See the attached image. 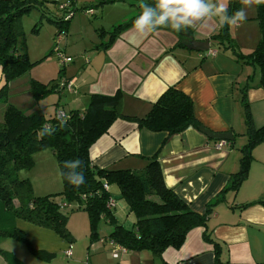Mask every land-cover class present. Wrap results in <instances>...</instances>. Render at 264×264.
Segmentation results:
<instances>
[{
	"label": "crops",
	"instance_id": "crops-1",
	"mask_svg": "<svg viewBox=\"0 0 264 264\" xmlns=\"http://www.w3.org/2000/svg\"><path fill=\"white\" fill-rule=\"evenodd\" d=\"M71 1L78 9L98 7L92 15L99 16L93 31L100 40L92 44L95 42L91 39V43H83L81 48H76L73 41L66 42L64 50L71 61L62 68L63 80L69 87H62L61 93L72 105L69 111L83 110L92 94L111 96L118 92L122 112L143 117L158 97L174 86L191 99L201 126L213 133L229 132L233 137L231 141L214 140L193 127L170 135L118 118L89 148L92 163L99 168L141 171L148 159L155 157L167 188L195 213L203 214L210 208L207 230L221 245L223 259L229 264L264 263V205L257 202L264 199V142L252 149L248 175L239 188L227 189L232 175L240 168L241 149L247 141L243 95L254 127L264 125V89L257 86L258 69L237 59L231 48L226 49L211 39L218 30L216 20L206 29L189 28L193 39L209 40L207 51L190 49L189 40L188 47L177 46L179 37L165 30H157L132 44V26L104 49L102 43L108 42L105 32H111L139 12L133 5L136 0H114L101 5H98L100 0H85L83 4L80 0ZM246 12L247 20L231 27L237 49L244 54L254 49L260 36L254 19L255 5ZM76 25L77 20L73 19L69 31ZM101 30L103 36L98 32ZM45 76L30 79L47 83ZM13 82L8 83L9 93ZM5 84L0 67V89ZM12 104L26 112L40 109L35 102L29 108ZM35 154L54 156L50 149ZM246 204L249 205L243 207ZM114 216L120 223L117 206ZM128 217L133 218L130 213ZM83 218L89 226L88 216ZM131 221L130 227L134 219ZM10 225L4 229L17 228L28 244L11 236L0 238V264H7V258L15 264H214L213 246L202 237L204 227L190 230L179 249L167 248L156 257L145 250L122 249L108 240L111 229L108 233L98 232V242L107 243V247H101L91 242L89 227L79 243L68 225V238L21 218H11Z\"/></svg>",
	"mask_w": 264,
	"mask_h": 264
},
{
	"label": "trees",
	"instance_id": "trees-1",
	"mask_svg": "<svg viewBox=\"0 0 264 264\" xmlns=\"http://www.w3.org/2000/svg\"><path fill=\"white\" fill-rule=\"evenodd\" d=\"M112 1L114 0H100L98 5ZM140 2L141 0H136L133 4L139 9L135 16L115 26L111 32H105L108 33V42L102 43V48L111 46L121 32L133 25L141 11ZM144 2L154 4L155 0H144ZM33 8L41 11L45 17H47L46 13L50 12L46 0H0V67L6 80L5 86L0 89V99H4L7 95L8 83L25 74L36 63L29 60L26 51L22 48L23 45L25 46V39L21 17ZM239 8H241L240 0L228 1L229 14ZM255 8L254 19L258 23L260 36L251 52L244 54L237 49L231 27L227 25L218 27L211 39L226 49L231 48L237 59L243 63L257 68L259 72L257 86L264 89V4L255 5ZM85 9L86 7L83 11ZM75 10H78V7L75 6ZM63 15L62 22H64ZM48 20L54 22L50 18ZM37 27L34 26L33 31L37 32ZM158 30L177 35L180 39L177 46L188 47V39L183 34L190 33L189 28L179 32L170 28ZM99 34L103 36L104 31L101 30ZM62 67L60 66L61 73ZM63 82L66 83L63 77H59L57 82L49 85V88L48 82L42 83L31 79L29 86L33 97L38 99L50 90H62V87L66 86L62 85ZM242 103L247 143L241 149L240 168L232 175L227 188L233 191L239 188L248 175L252 149L264 142V125L254 127L244 95ZM56 112L47 117L41 109L26 112L12 103H6L0 121V206L4 207L3 211L11 212L13 219H24L50 229L63 238H68L65 212L75 208L84 210L88 216L89 236L92 243L99 239L96 225L99 221H103L111 226L108 240L127 251L145 250L156 257H160L167 248L179 249L190 230L204 227L202 237L206 243L213 246L214 264H229L227 259L222 258L221 245L207 230L210 208H207L203 214L195 213L167 188L155 157L148 159L141 171L99 168L89 158V148L118 118L135 122L139 127L150 131H165L170 135L180 133L189 127L198 129L200 123L195 118L193 103L187 95L170 86L143 117L125 115L121 110V96L118 92L111 96L90 95L88 104L83 110H71L65 113L69 119L64 125L60 124ZM45 124L52 125L56 131L53 135H46L38 141L36 133ZM44 149L53 151L63 187L55 194L33 196L30 183L27 180L17 179L16 174L20 169H30L33 165L32 155ZM76 158L83 161V167L78 171H83L85 177V183L79 188L69 184L61 175L62 172L67 171L63 167L64 162ZM113 185L117 187L120 198L134 219L130 228L119 223L114 216L117 201L110 192V187ZM56 196H59V200ZM257 202L264 205V199ZM64 203L70 206L62 207ZM247 205L249 204L243 207ZM7 236L28 244L24 234L17 228L0 229V238ZM7 264H15V262L7 258Z\"/></svg>",
	"mask_w": 264,
	"mask_h": 264
},
{
	"label": "rangeland",
	"instance_id": "rangeland-1",
	"mask_svg": "<svg viewBox=\"0 0 264 264\" xmlns=\"http://www.w3.org/2000/svg\"><path fill=\"white\" fill-rule=\"evenodd\" d=\"M46 1L50 9V12H47L46 16L54 20V22L49 21L48 18L43 16L41 11L36 8L31 9L21 17V25L25 39V46L23 45L22 48L26 51L30 61L35 62L37 60V62L32 65L25 74L20 76L19 79H15L13 82L14 85L10 86L11 92L9 93L7 90L5 98L0 99V121L3 118V111L7 102H14L24 108H29L28 106L35 102L47 117L54 115L55 109L59 111L64 110L68 113L72 105L68 103L66 95L61 93V90H50L46 95L35 99L30 91L28 81L31 80L30 77L33 78L34 76L45 74L46 76L44 78L49 86L53 82H57L59 77L62 78L64 76V71L62 73L60 71L61 68L56 57V49H60L66 56H68V51L64 50L66 49L65 46L67 40L73 41L76 48H81L83 43H91V39L95 42L92 44H96L99 42L96 40H100V36L93 31L94 27L96 28V26H98L99 16L86 15L84 14L83 9H78L72 18V20H77V25L69 31V24L72 20L66 21L63 19L64 22H62L61 18L63 13L58 9L57 3L54 2L55 0ZM84 1L85 0H80V4H83ZM96 8H94V11H98ZM36 25L38 26L37 32L33 31V28L34 26L36 27ZM23 50L21 49V51ZM87 52L89 53L90 50L87 49ZM246 143L247 141L245 144ZM32 160L33 165L30 169H20L16 174L17 179L27 180L30 183L32 195L44 196L49 193L55 194L59 190H62L63 182L56 158L53 155L37 156V154L34 153L32 155ZM110 192L113 198L117 201L116 206L119 213L120 223H125L130 227L133 218H127L129 212L126 204L119 196L117 187L114 185L111 186ZM56 199L59 200V196H56ZM73 206L75 205L73 204ZM3 209L4 207L0 206V229L11 226V217L12 220L14 217L11 212L3 211ZM65 213L66 227L68 225L73 228L74 235L78 238L77 241L81 243L83 241L84 231L89 227L87 221L83 218L84 215L87 219V213L84 210L76 208L66 211ZM67 218L69 219L67 220ZM110 227V225L103 221H99L96 225L98 232L103 230L108 233V230L111 229ZM98 240L94 243H98L97 245L101 247H107V243L102 244V242H98Z\"/></svg>",
	"mask_w": 264,
	"mask_h": 264
},
{
	"label": "clouds",
	"instance_id": "clouds-1",
	"mask_svg": "<svg viewBox=\"0 0 264 264\" xmlns=\"http://www.w3.org/2000/svg\"><path fill=\"white\" fill-rule=\"evenodd\" d=\"M240 4L241 8L229 14L227 0H155L154 4L141 0V11L133 22L130 43L136 44L139 38L155 33L160 28L177 32L188 28L200 30L208 28L213 20H216L217 27H236L247 20L246 9L264 4V0H240ZM57 118L61 125L69 119L67 114ZM55 131V127L45 124L36 133V139L39 141L46 135L51 136ZM63 167L67 171L61 175L69 184L79 188L85 183L83 171H78L83 167L81 159L65 161Z\"/></svg>",
	"mask_w": 264,
	"mask_h": 264
},
{
	"label": "built area",
	"instance_id": "built-area-1",
	"mask_svg": "<svg viewBox=\"0 0 264 264\" xmlns=\"http://www.w3.org/2000/svg\"><path fill=\"white\" fill-rule=\"evenodd\" d=\"M71 2H72L71 0H64V1L55 0V3H57L58 9L61 12L64 13V15H63V19L64 20H69L70 18H72L73 14H74L75 6ZM89 10H91V12ZM84 12L87 15L94 14V10L93 9H85ZM59 38H60V36H59ZM56 56H57V60H58V63H59L60 66H64L66 63H69L71 61V57L66 56L63 53V51H61L60 49H56ZM62 85L63 86L64 85H66V86L68 85V87H69V84L65 83V82H63ZM56 114H57V117L58 116H63L65 114V112L57 110ZM69 206L70 205L66 204V203H64L62 205V207H69ZM114 256H116V253H114Z\"/></svg>",
	"mask_w": 264,
	"mask_h": 264
},
{
	"label": "water",
	"instance_id": "water-1",
	"mask_svg": "<svg viewBox=\"0 0 264 264\" xmlns=\"http://www.w3.org/2000/svg\"><path fill=\"white\" fill-rule=\"evenodd\" d=\"M184 37L189 40V48L196 51H207L210 48L209 40L206 39L204 41H198L193 39L191 33H184ZM198 129L204 133L207 137L214 139V140H221V141H231L233 139L231 133H213L206 129L203 126H199Z\"/></svg>",
	"mask_w": 264,
	"mask_h": 264
}]
</instances>
